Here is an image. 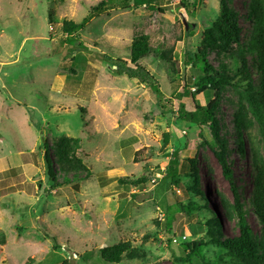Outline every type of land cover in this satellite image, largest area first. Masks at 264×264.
<instances>
[{"label":"rangeland","instance_id":"1","mask_svg":"<svg viewBox=\"0 0 264 264\" xmlns=\"http://www.w3.org/2000/svg\"><path fill=\"white\" fill-rule=\"evenodd\" d=\"M100 1L0 0V264H24L28 259L33 264H60L68 256L75 264H84L87 252L122 240L139 246L145 234L151 236L145 242L150 253L146 264L175 263L181 244L204 237L206 227L204 212H198L200 220L195 214L187 218L177 213L172 242L166 243L167 205L185 203L186 197L181 187L162 180L169 159L161 154L165 137V151L178 152L180 175L189 171L187 160L196 157L199 187L208 211L226 237L237 234L218 200L222 195L233 202L230 186L211 150L199 147V134L208 140V131L177 120L179 112L194 110L190 96H176L193 77L180 57L184 50H195L203 31L218 15L219 0H199L194 10L181 8L180 0H162V12L110 10L91 19L79 32L80 40L62 43V21H81L88 8ZM229 6L240 15L246 40L251 32V22L246 19L249 0H230ZM49 11L55 24L48 25ZM137 32L148 34L153 48L163 45L178 56V79L152 58L139 63L152 79L144 73L137 78L115 73L117 58L133 68L128 54ZM207 59L213 67L218 66L215 52H209ZM193 89L190 86L187 91ZM196 100L203 106L207 102L203 95ZM236 100V91L227 89L220 104L222 134L226 133L241 201L247 205L252 171L248 154L240 157L236 151L232 122ZM61 136L80 141L74 151L92 174L79 184L78 192L66 187L57 194L50 189L42 142L48 143L53 160V140ZM137 151L142 164L132 162ZM53 167L61 180L63 174L55 163ZM98 175L105 176L107 182L96 178ZM124 176H145L151 182L138 188L120 185L117 179ZM248 212L247 221L258 233L260 226L251 208ZM54 245L61 249L53 251ZM202 257L205 262L231 264L216 246L205 247ZM221 258L224 263H219ZM86 264L99 263L93 258Z\"/></svg>","mask_w":264,"mask_h":264},{"label":"trees","instance_id":"2","mask_svg":"<svg viewBox=\"0 0 264 264\" xmlns=\"http://www.w3.org/2000/svg\"><path fill=\"white\" fill-rule=\"evenodd\" d=\"M189 1L180 0L181 8L187 9L190 6L194 10L199 5V0H191V3ZM162 2V0H102L96 5L90 6L87 15L81 21H62L60 31L64 35V39H61V42L67 45L69 42L80 40L79 32L84 30L91 19L108 13L110 10L146 8L151 12H162L159 8ZM229 3L230 0H219L218 15L211 26L203 31L195 50L183 51L180 57L181 62L171 49H165L163 45L153 48L149 35L137 32L132 36L128 54L129 65L133 68L126 67V63L118 58L115 61L117 64L114 67L111 66L117 75L126 74L129 78H137L142 76L141 73H144V76L149 79H152L149 73L139 65L146 58H152V61H158L167 66L170 74L174 75L176 79L179 78L181 68L179 62L183 68L189 67L193 77L184 83V92L178 93L176 96L178 99L190 96L194 110L179 112L177 120L208 131V140L199 134L201 138L199 147L205 146L211 150L221 168L222 176L229 184V189L234 196L231 203L222 195H219L218 199L227 220L233 222L237 228L236 235L226 237L221 231L218 220L207 209L205 194L199 187L200 178L196 157L187 160L189 171L180 175L178 173V152L167 153L165 151L164 147L168 143L167 137H165L161 154L169 159L162 180L167 184L181 187L186 197L185 203L176 201L167 205L163 228L166 243L172 242V224L177 213H182L187 218L195 214L197 220H200L198 212H204L206 227L204 237L181 244V255L177 258L174 257L175 263L173 264H217V262L203 260L202 252L207 246H216L221 249L223 257H227L231 264H264V0H249L246 19L251 22V32L246 40L242 38L240 15L229 6ZM192 13L193 11L190 12V14ZM47 19L48 25L55 24L52 11H49ZM212 51L219 57L217 67H213L207 59L209 52ZM72 58L76 59V56ZM190 86L194 88L192 93L187 91ZM229 88L235 90L237 94L236 110L232 113L236 151L240 157L248 154L252 171L249 179L251 196L247 205L241 201V189L236 185L231 171V151L226 133L222 134L224 126L220 114V104L224 93ZM152 91L159 94L157 88L153 87ZM174 92L176 91L174 90ZM198 95L205 97L207 102L204 106L196 100ZM79 142L78 139L67 136L56 137L53 140V160L48 143L44 140L42 142L46 174L51 182L50 189H55L54 192L57 194H60L59 191L66 187L78 192L79 184L92 176L87 163L74 151L79 146ZM245 143L248 145L247 148ZM139 155H141L140 151L134 153L132 159L134 164L144 162ZM54 163L57 165V171L63 174L61 180L55 176ZM81 172L84 173V176L79 177ZM69 174L72 176L67 177ZM96 178L104 180L105 176L98 175ZM117 181L120 185L134 188L151 182L145 176L138 178L124 176L118 178ZM104 182H107L106 179ZM37 184L40 185V183ZM131 196L136 198L138 195ZM249 208L255 216L256 223L260 226L258 233L253 231L247 221ZM154 223L156 227L159 226L156 219ZM150 238L149 234H145L142 238L143 242L139 246H134L132 241L128 240L119 241L112 246L99 248L94 253L93 251L85 253L82 261L86 264L94 258L99 264H122L135 261L146 264L150 260V257L148 258L150 253L145 248V242ZM60 249L57 245L52 247L53 251ZM218 261L224 263L222 258ZM33 263L32 259H28L24 264ZM60 264L75 263L72 256H68Z\"/></svg>","mask_w":264,"mask_h":264}]
</instances>
